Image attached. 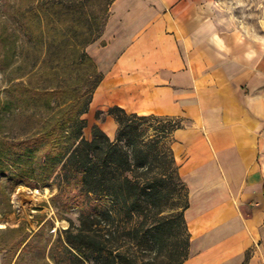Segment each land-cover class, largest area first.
<instances>
[{"label": "crops", "instance_id": "1", "mask_svg": "<svg viewBox=\"0 0 264 264\" xmlns=\"http://www.w3.org/2000/svg\"><path fill=\"white\" fill-rule=\"evenodd\" d=\"M220 2L115 0L91 107L182 122L171 141L189 194L182 264H264V36L233 27ZM95 123L117 131L109 114Z\"/></svg>", "mask_w": 264, "mask_h": 264}, {"label": "trees", "instance_id": "2", "mask_svg": "<svg viewBox=\"0 0 264 264\" xmlns=\"http://www.w3.org/2000/svg\"><path fill=\"white\" fill-rule=\"evenodd\" d=\"M114 1L103 2L86 16L80 2L14 0L18 8L15 12L22 16L19 27H25L27 41L40 38L47 46L57 40L52 41L45 25V20L54 16L48 7L70 10L74 20L77 15L84 16L81 26L80 20H72L67 30L73 32H64L63 36L77 53L72 63H87L95 80L88 97L81 92L64 106L58 104L62 106L61 115L44 122V126L48 120L54 126L48 129L46 138L35 136L13 143L0 136V171L38 182L53 177L61 194L72 195L73 203L81 209V225L65 229L63 255L76 264H182L190 246L185 218L188 187L178 172L172 148H167L163 140L182 127V122L128 112L114 105L107 113L117 122L115 137L97 123L92 125V138L85 136L88 121L83 115L89 111L95 89L104 77L85 47L103 35ZM54 20L57 29L60 20ZM151 117L166 118L153 136L143 127ZM179 185L186 191L181 209L164 213V204L176 198L178 190L182 193Z\"/></svg>", "mask_w": 264, "mask_h": 264}, {"label": "rangeland", "instance_id": "3", "mask_svg": "<svg viewBox=\"0 0 264 264\" xmlns=\"http://www.w3.org/2000/svg\"><path fill=\"white\" fill-rule=\"evenodd\" d=\"M66 1L83 4L87 16L107 0ZM220 3L224 19L233 27L264 36V0H221ZM15 7L14 0H0V136L18 143L35 136L46 138L48 129L54 128L50 126V118L59 117L60 107L81 92L88 97L95 76L87 63H72L77 53L63 36L64 32H73L67 30L75 18L70 10L48 7L54 16L47 18L45 25L52 41L59 39V42L56 40L47 46L40 38L37 42L27 41L25 27H19L22 16L15 12L18 9ZM83 18L77 15L73 23L80 20L81 26ZM54 19L60 20L57 29ZM102 36L93 45L85 47L100 69L110 62L107 57L106 62L101 58V48L106 44L101 40ZM46 90L49 94L43 93ZM107 114L95 105L90 106L83 115L88 121L85 136L91 139L93 122L98 116L105 121ZM164 123L165 117H151L143 127L147 135L153 136L156 128H161ZM158 134L160 136L162 132ZM163 140L167 148L171 147L172 133ZM177 189L182 193L178 190L176 198L164 204V213L181 209L179 206L184 202L186 191L182 185ZM71 197L59 192L53 177L47 182H38L34 178L0 171V264H76L70 256L63 255L65 229H76L81 225V209Z\"/></svg>", "mask_w": 264, "mask_h": 264}]
</instances>
